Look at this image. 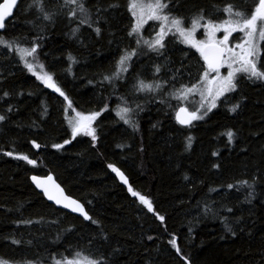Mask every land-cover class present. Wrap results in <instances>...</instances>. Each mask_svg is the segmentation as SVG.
Here are the masks:
<instances>
[{
    "label": "trees",
    "instance_id": "1",
    "mask_svg": "<svg viewBox=\"0 0 264 264\" xmlns=\"http://www.w3.org/2000/svg\"><path fill=\"white\" fill-rule=\"evenodd\" d=\"M62 2L44 0L46 10L57 13L46 21L35 5L29 8L33 0H21L0 37L16 38L22 47L40 45L39 62L55 74L73 106L84 114L101 113L93 124L98 139L78 136L61 149L53 147L71 139L63 97L29 73L17 53L0 46V115L8 117L0 122V259L53 264V258L79 252L107 264H185L181 255L192 264H264V82L239 78L237 91L203 120L181 125L173 108L180 107L178 101L136 92L134 85L152 75L166 82L168 91L175 82L191 83L204 65L200 54L170 37L164 56L133 57L128 72L110 84L104 76L117 70L125 49L135 46L128 35L133 24L129 0H84L94 21L97 8L107 9L92 27L70 18ZM112 3L119 7L109 8ZM229 4L247 11L254 0H173L169 7L181 17L203 8L209 18L222 19L221 10ZM157 64L162 66L158 74ZM234 103L240 104L235 113L230 111ZM124 106L134 109L135 131L116 114ZM228 131L234 133L231 143ZM189 136L191 148L186 147ZM9 151L14 155H5ZM18 154L36 165L15 159ZM109 164L152 200L163 223L131 196ZM48 173L99 224L49 203L30 181L32 174ZM243 180L255 182L251 197L252 189L239 183ZM172 238L181 254L168 243Z\"/></svg>",
    "mask_w": 264,
    "mask_h": 264
},
{
    "label": "snow or ice",
    "instance_id": "2",
    "mask_svg": "<svg viewBox=\"0 0 264 264\" xmlns=\"http://www.w3.org/2000/svg\"><path fill=\"white\" fill-rule=\"evenodd\" d=\"M18 0H3L0 2V30L5 28L6 18L12 16L13 9L16 7ZM173 3V0H129L128 11L134 18V24L131 25L128 35L133 37L135 48L132 50L125 49L124 54L120 56L117 61V70L111 75H105L104 80L110 84L113 80L119 81L123 74H126L131 67L132 58L137 55H147L149 52L155 53L157 56H164L165 49L167 47L165 41L168 36H178L180 43L195 49L200 57L204 61L202 66V75L199 77V82L191 86L182 85L180 88H174L169 92V96L172 99L187 102L188 98L192 95H199L200 101L198 105L191 111L188 107L181 106L176 112V120L185 126H193L194 121L203 120L205 116L212 109L217 107V101L224 97L226 94L237 91L238 79L246 78L249 81H261L264 82V65H260V58L262 54L261 43H264V0H254V4L247 11L238 10L232 4L227 5L221 11L227 13V19L220 22H216L212 18H209L205 14V9L200 8L191 17H181L173 15L169 7ZM37 8V11L42 15V18L46 21H52L56 12L48 11L45 8L44 0H33V4L29 5V8ZM109 8H117L118 4L112 3L108 5ZM67 9V15L70 18L78 20L80 25L87 24L92 27L93 23L99 24V13L106 11L107 9L97 8V19L93 20V13L85 7L84 0H63L61 4V10ZM188 21L190 26H186L185 21ZM149 21L159 22V30L156 32L154 38L145 39L143 36L144 27ZM204 30L205 39L198 40L196 33L200 30ZM79 31V27L73 29V34ZM95 33L99 36L101 33V27L94 28ZM223 32V38L217 39V33ZM242 33V42L236 43L234 47L230 46V37L233 33ZM0 46L6 49H10L19 55V59L23 62V66L29 73L36 77L46 88L51 89L53 92L58 93L60 97H63L66 102L65 112L71 111L74 115L66 116L68 125L71 128V139L65 140L63 144H55L53 147L61 149L65 144H71L78 136L91 137L92 141L98 139L96 129L93 124L97 117L100 116V112H92L90 114H84L77 111L73 107V102L69 96L62 90L59 84L55 80V74L44 70V65L39 62L38 49L40 45L38 43L33 44L30 47H22L17 39L9 41L0 37ZM31 58V59H29ZM70 60L75 62L74 58L69 57ZM161 65H155V72L158 74L161 72ZM227 68L226 75L221 74L222 68ZM38 69L40 71H38ZM175 79V76L172 77ZM166 82L146 83L143 79H137L134 89L136 92L154 93L160 92ZM23 95V93H20ZM31 95V93H29ZM4 96H9L8 92H4ZM127 104V101H125ZM139 108V105H137ZM240 108L239 103H234L230 109L232 112H236ZM104 110H107L106 108ZM12 107L7 109V112H12ZM45 111L47 109L45 108ZM134 109L124 106L119 107L116 114L125 124H128L133 130L138 129V124L131 119V114ZM7 115H0V122H4L7 119ZM228 141L231 143L234 137V133L228 131L225 133ZM192 137L187 138V148H191ZM32 145L39 149L41 145L35 141L31 142ZM217 153H213L216 155ZM5 155L13 156V152L9 151ZM17 160L26 161L28 164L35 166L37 161L30 159L28 155L18 154L14 156ZM108 167L113 173H115L123 184L128 185V192L131 196L138 198L139 203L143 205L148 212L153 213L156 218L163 223L165 217L155 211L153 202L147 196L134 190L129 184L128 177L116 166L109 164ZM219 167V165H216ZM187 179V177H185ZM32 181L37 188L41 189L44 196L49 201H54L57 205H62L65 209H70L74 213H79L85 221H90L92 224H99L98 220L93 219L92 216L85 211L84 204L78 200L73 199L71 196L66 195L64 189L56 182L53 176L47 175L45 177L32 176ZM241 185H246L252 189L249 193V197L254 194L255 182L249 184L247 180L239 182ZM229 189L235 187V185H227ZM250 202V200H249ZM205 211H208L206 208ZM227 211L231 212L229 208ZM26 223H30L27 221ZM225 228L228 232L235 235L232 227L225 224ZM106 239V237H105ZM148 239H153L149 236ZM12 243H20L13 240ZM168 243L175 249L177 254H181V248L177 243V238H172ZM81 254L77 252L74 259H56L53 258V264H107L106 259H81ZM181 258L185 261V264H192L189 257L181 255ZM0 264H8L7 261L0 259Z\"/></svg>",
    "mask_w": 264,
    "mask_h": 264
},
{
    "label": "rangeland",
    "instance_id": "3",
    "mask_svg": "<svg viewBox=\"0 0 264 264\" xmlns=\"http://www.w3.org/2000/svg\"><path fill=\"white\" fill-rule=\"evenodd\" d=\"M133 18V17H132ZM228 17H227V13H225V16H224V18H222V19H213V20H215L216 22H220V21H222V20H224V19H227ZM134 18H133V24H134ZM186 23V26H190V24H188L187 22H185ZM158 24H159V22H156V21H149V23L147 24V25H145V27H144V32H143V36H144V38L145 39H150V38H154L155 37V34H156V32L159 30V26H158ZM204 30L203 29H200L197 33H196V38L198 39V40H203V39H205V36H204ZM223 35H224V33L223 32H219V33H217V39H222L223 38ZM170 37H172L174 40H176V41H178L179 43H180V39H179V37L178 36H176V37H174V36H172L171 34L168 36V38H170ZM242 37H243V34L242 33H239V32H237V33H233V35H232V37H230V46H232V47H234L235 46V44L236 43H240V42H242ZM133 38V37H132ZM134 41V40H133ZM180 44H182V43H180ZM262 44L263 43H261V49H262ZM183 46H185V47H187V48H190L189 46H187V45H185V44H182ZM136 46H134L133 48H135ZM132 48V49H133ZM131 49V50H132ZM190 49H192V48H190ZM192 50H195V49H192ZM196 51V50H195ZM197 52V51H196ZM198 53V52H197ZM29 59H31V58H29ZM258 66H260V65H258ZM44 70H45V68H44ZM38 71H40L39 69H38ZM153 72V71H152ZM227 72H228V69L225 67V68H223V69H221V74L222 75H226L227 74ZM156 73V72H155ZM202 75V71H201V73H200V75H199V77ZM153 76L154 75H152L149 79H143L146 83H151V82H153V81H156V82H162V81H159V80H154V79H152L153 78ZM199 77L198 78H196V80H194L193 82H191V83H188V84H186L187 86H191V85H193V84H197L198 82H199ZM173 83V82H172ZM175 85H177L176 86V89H178V88H180L182 85H180V83H178V82H175L174 83ZM179 85V86H178ZM172 90H166V86H165V84H164V87H163V89L160 91V92H154V93H145V92H142L143 94H145V95H153V97H158V98H162V99H164V100H168L169 99V101H171V100H174V101H177V100H175V99H172L168 94H169V92H171ZM229 94H231V93H229ZM229 94H226L224 97H221V99L219 100V101H217V107L219 106V104H220V102L223 100V99H225L226 98V96L227 95H229ZM199 101H200V97H199V95H192V96H190L189 98H188V101L187 102H184V101H179V103H180V107L181 106H184V107H188V109H189V111H191V110H193L197 105H198V103H199ZM66 103V102H65ZM74 107V106H73ZM216 107V108H217ZM75 108V107H74ZM173 108H174V112L175 111H177V109L179 108V105H176V106H173ZM216 108H214V109H216ZM76 109V108H75ZM214 109H212V111L214 110ZM77 110V109H76ZM78 111V110H77ZM210 113V112H209ZM208 113V114H209ZM71 115H74V113H72L71 111H69V112H67V116H71ZM134 115V112L131 114V118H132V116ZM97 119H98V117H97ZM96 119V120H97ZM96 120H95V122H96ZM200 121V120H199ZM94 122V123H95ZM194 122H197V121H194ZM75 258V256L74 257H72V258H68V259H74ZM81 259H84V258H88V259H94V258H92V257H89V256H86V255H83V254H81V257H80ZM4 261H6V260H4ZM8 262V264H17V263H12V262H9V261H7ZM26 264H28V263H26Z\"/></svg>",
    "mask_w": 264,
    "mask_h": 264
},
{
    "label": "water",
    "instance_id": "4",
    "mask_svg": "<svg viewBox=\"0 0 264 264\" xmlns=\"http://www.w3.org/2000/svg\"><path fill=\"white\" fill-rule=\"evenodd\" d=\"M1 2H3V0L1 1ZM21 2V0H18V3H17V5H16V7L13 9V14H12V16H10V17H8V18H6V20H5V27H6V23H7V21L8 20H10L12 17H13V15H14V13H15V11H16V9H17V7H18V5H19V3ZM5 29V28H4ZM3 29V30H4ZM3 30H0V32H2ZM179 109V108H178ZM178 109H177V111H178ZM176 111V112H177ZM175 117H176V115H175ZM177 121V120H176ZM178 122V121H177ZM179 123V122H178ZM180 124V123H179ZM122 171V170H121ZM123 172V171H122ZM47 175H51V176H53L54 177V179L56 180V182L58 183V184H60V186L64 189V192H65V194L66 195H69V196H71L70 194H68L67 193V191H66V189L63 187V185L57 180V178H56V176L53 174V173H48V174H46V175H38V174H32L31 176H30V181H31V183L33 184V186L40 192V193H42V191H41V189H39V188H37L36 187V185L33 183V181H32V176H40V177H45V176H47ZM115 176H116V178H117V180L123 185V186H125L126 188H128V185H125V184H123V182L119 179V177L115 174ZM129 184H130V182H129ZM43 194V193H42ZM45 197V199L49 202V203H51V204H53V205H55L57 208H60V209H62V210H65V211H67V212H69V213H71V214H73V215H76V216H79V217H81V218H83L79 213H74V212H72L70 209H65L62 205H57V204H55V202L54 201H49L48 199H47V197L46 196H44ZM73 199H76L75 197H73V196H71ZM76 200H78V199H76ZM80 203H82L80 200H78ZM83 204V203H82ZM84 207H85V205H84ZM85 211H87V209H86V207H85ZM88 212V211H87ZM89 214V213H88ZM90 215V214H89ZM91 216V215H90Z\"/></svg>",
    "mask_w": 264,
    "mask_h": 264
},
{
    "label": "bare ground",
    "instance_id": "5",
    "mask_svg": "<svg viewBox=\"0 0 264 264\" xmlns=\"http://www.w3.org/2000/svg\"><path fill=\"white\" fill-rule=\"evenodd\" d=\"M175 115H176V113H175ZM175 119H176V117H175Z\"/></svg>",
    "mask_w": 264,
    "mask_h": 264
},
{
    "label": "flooded vegetation",
    "instance_id": "6",
    "mask_svg": "<svg viewBox=\"0 0 264 264\" xmlns=\"http://www.w3.org/2000/svg\"><path fill=\"white\" fill-rule=\"evenodd\" d=\"M223 69V68H222Z\"/></svg>",
    "mask_w": 264,
    "mask_h": 264
}]
</instances>
